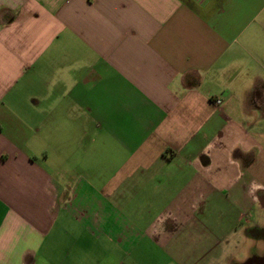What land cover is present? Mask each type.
I'll use <instances>...</instances> for the list:
<instances>
[{
    "label": "crops",
    "instance_id": "crops-1",
    "mask_svg": "<svg viewBox=\"0 0 264 264\" xmlns=\"http://www.w3.org/2000/svg\"><path fill=\"white\" fill-rule=\"evenodd\" d=\"M263 220L264 0H0V264H256Z\"/></svg>",
    "mask_w": 264,
    "mask_h": 264
},
{
    "label": "rangeland",
    "instance_id": "rangeland-1",
    "mask_svg": "<svg viewBox=\"0 0 264 264\" xmlns=\"http://www.w3.org/2000/svg\"><path fill=\"white\" fill-rule=\"evenodd\" d=\"M261 224L262 227L257 229L258 235L246 245L245 260H251L252 258L264 260V220Z\"/></svg>",
    "mask_w": 264,
    "mask_h": 264
},
{
    "label": "flooded vegetation",
    "instance_id": "flooded-vegetation-1",
    "mask_svg": "<svg viewBox=\"0 0 264 264\" xmlns=\"http://www.w3.org/2000/svg\"><path fill=\"white\" fill-rule=\"evenodd\" d=\"M256 264H264V260H258Z\"/></svg>",
    "mask_w": 264,
    "mask_h": 264
},
{
    "label": "built area",
    "instance_id": "built-area-1",
    "mask_svg": "<svg viewBox=\"0 0 264 264\" xmlns=\"http://www.w3.org/2000/svg\"><path fill=\"white\" fill-rule=\"evenodd\" d=\"M216 103H217V104L220 103V100H217Z\"/></svg>",
    "mask_w": 264,
    "mask_h": 264
}]
</instances>
